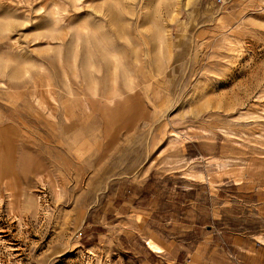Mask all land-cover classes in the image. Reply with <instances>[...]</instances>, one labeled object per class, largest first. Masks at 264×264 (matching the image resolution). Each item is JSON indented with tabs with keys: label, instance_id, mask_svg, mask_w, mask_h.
<instances>
[{
	"label": "rangeland",
	"instance_id": "1",
	"mask_svg": "<svg viewBox=\"0 0 264 264\" xmlns=\"http://www.w3.org/2000/svg\"><path fill=\"white\" fill-rule=\"evenodd\" d=\"M0 264H264V0H0Z\"/></svg>",
	"mask_w": 264,
	"mask_h": 264
}]
</instances>
